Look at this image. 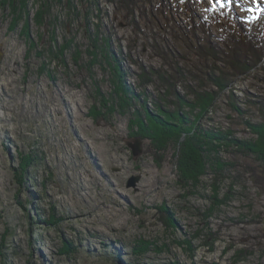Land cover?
I'll return each instance as SVG.
<instances>
[{
    "label": "rangeland",
    "instance_id": "obj_1",
    "mask_svg": "<svg viewBox=\"0 0 264 264\" xmlns=\"http://www.w3.org/2000/svg\"><path fill=\"white\" fill-rule=\"evenodd\" d=\"M2 1L0 264H264V192L252 178L244 175L232 193L230 179H224L218 198H230L212 212L211 177L196 189L182 187L174 149L155 150L161 154L155 160L151 140L131 134L137 130L130 125L135 109L111 107V69L100 49L94 50V35L102 40L105 32L112 35L111 48L128 73L126 83L142 93L136 86L139 64L158 68L163 62L152 42L162 49L187 50L170 32L167 41L153 35L161 31L156 22L167 23V30L177 34L189 31L184 0L170 5L172 12L163 7L161 14H156L159 0L135 7L141 21L137 30L117 10L118 0H97L91 7V0H71L77 17L53 0H27V15H13L14 9ZM189 1L196 17L208 18L210 39L217 42L222 34L219 11L211 10L217 0ZM45 2L51 14L42 23L37 13ZM223 2L234 4L241 17L264 10V0ZM16 14L21 17L17 21ZM151 14L157 15L152 22ZM261 22L264 38V16ZM258 76L254 71L240 79L235 91L240 107L250 109L246 117L255 122L261 119L258 107L246 100H264ZM144 94L157 95L154 83L146 85ZM227 100L226 95L217 100L214 121L204 124L231 126L237 138L250 137ZM145 101L149 109L156 108L148 96ZM29 155L35 162L20 178L18 166ZM220 155L234 159L224 150ZM137 176L135 186H128ZM169 219L174 227L167 226ZM71 246L76 250L69 252ZM136 247L147 251L140 257L133 252Z\"/></svg>",
    "mask_w": 264,
    "mask_h": 264
},
{
    "label": "trees",
    "instance_id": "obj_2",
    "mask_svg": "<svg viewBox=\"0 0 264 264\" xmlns=\"http://www.w3.org/2000/svg\"><path fill=\"white\" fill-rule=\"evenodd\" d=\"M53 1L62 3L69 13L77 17L76 5H72L71 0ZM83 1L89 2L80 0L81 3H84ZM108 1L114 2L113 0ZM159 1L156 14H161L163 7L168 12H172L174 5L180 6L178 1H175L176 3L170 1V4L168 0ZM2 3H8L14 9L12 11L14 15L15 12L25 13L27 0H3ZM96 3L97 0H91L90 7ZM149 3L151 0H118L116 7L117 10L123 11L124 21L131 25L133 30H137L141 21L135 15L134 8ZM47 4L45 2L39 6L40 10L37 13V17L42 18V20L40 19L42 23L43 19L51 14L50 4ZM189 4L187 0L184 1L185 10L188 11L191 20L189 31L183 30L177 34L176 31H170V28L167 30L169 27L167 23L156 22L161 31L153 33V35L159 36L161 41H167L165 34L170 32L176 41L183 40L187 48L186 52L185 50L178 52L170 47L162 49L159 44L152 42L155 54L162 58V65L158 68H147L139 64L140 73L137 75L136 86L145 91L147 84L154 83L157 91L155 97L150 94L145 95L144 91L136 92L134 86L126 83L125 78L128 73L120 65V58L111 48L112 35L109 32H105L103 37L100 36L103 40L94 35L92 42L94 50L100 49L101 58L106 60L111 69L110 80L113 86L110 94L111 107L117 104L122 111L126 108L135 109V116L133 121H130V125L137 127V130L131 134L138 136L143 141L151 140L149 146L154 151L155 160H159L161 156L155 150L166 151L169 147L174 149L173 157L177 166V178H179L178 181L182 187L196 189L203 184L204 178L211 177L212 194L210 196L214 201L211 209L213 212L230 198L228 195L225 197L226 200L220 201L218 198L220 195L219 186L226 178L230 179V193L233 192L234 183L242 181L246 174L264 192V100L262 98L246 100L251 105L258 107L261 119L255 122L251 118L249 119V116L246 117L250 109H242L235 95L236 88H238L237 82L254 71L259 75L258 79L264 86V38L261 37L263 25L261 17L257 19L241 17L231 6L219 2L216 6L219 11L217 21L222 34L217 42L212 41L211 34L207 29L208 18L196 17ZM144 12L145 9L142 13L144 14ZM100 13L97 14L98 18H100ZM156 14L149 15L148 20L152 22L156 18ZM25 15L27 14L25 13ZM87 15L85 13V17ZM19 16L16 14L14 19L17 21L21 18ZM164 16H167L165 20L169 22L168 15ZM132 42L128 46L129 53L133 46ZM68 44L70 42L66 43L65 47ZM62 48L59 50L60 55L63 53L64 45ZM193 57L196 58L192 59ZM75 60L77 61V58ZM134 62L138 63L136 60ZM224 95L227 96L231 114L238 115L244 126L243 131H248L250 137L237 138L235 130L231 126L223 129L213 124H204L206 121H214V112L219 107L217 100ZM146 96L156 108L149 109L147 107ZM230 116L228 115V118L232 119ZM222 150L232 153L234 159L222 157L220 155ZM235 157L247 158V162L241 163ZM22 161L18 166V174H22L20 178L24 174L27 175L25 170L30 169L31 164L35 162L31 155L26 156ZM188 192H192V190ZM257 217L261 218L259 215ZM167 224L168 227H174L173 220ZM189 242L188 240L186 242L188 246H190ZM75 250L76 247L73 248V246L68 249L69 252ZM144 251H147V248L142 247L139 250L136 247L133 250L135 253L140 252V257ZM137 257L140 258L139 255Z\"/></svg>",
    "mask_w": 264,
    "mask_h": 264
},
{
    "label": "water",
    "instance_id": "obj_3",
    "mask_svg": "<svg viewBox=\"0 0 264 264\" xmlns=\"http://www.w3.org/2000/svg\"><path fill=\"white\" fill-rule=\"evenodd\" d=\"M138 142H137V149L138 150H140V141L139 140H137ZM133 148H134V154L136 155L137 154V150H136V148L133 146ZM138 176L137 177H131L130 179H129V181H128V183H127V185L128 186H135V184H136V182L138 181Z\"/></svg>",
    "mask_w": 264,
    "mask_h": 264
},
{
    "label": "snow or ice",
    "instance_id": "obj_4",
    "mask_svg": "<svg viewBox=\"0 0 264 264\" xmlns=\"http://www.w3.org/2000/svg\"><path fill=\"white\" fill-rule=\"evenodd\" d=\"M217 2H219V0H217Z\"/></svg>",
    "mask_w": 264,
    "mask_h": 264
}]
</instances>
